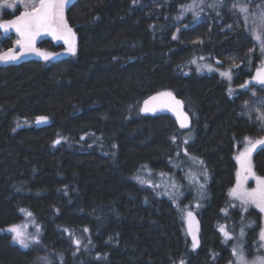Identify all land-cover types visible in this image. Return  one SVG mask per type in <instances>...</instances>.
Here are the masks:
<instances>
[{
    "label": "trees",
    "instance_id": "obj_1",
    "mask_svg": "<svg viewBox=\"0 0 264 264\" xmlns=\"http://www.w3.org/2000/svg\"><path fill=\"white\" fill-rule=\"evenodd\" d=\"M193 1L149 10L155 0H74L66 12L78 39L74 57L0 68V264H34L45 250L55 261L62 255L52 264H229L231 249L214 223L235 180L234 145L250 133L238 104L256 65L235 69L232 84L197 72L200 50L165 37ZM212 2L198 17L218 22L229 0L218 9ZM16 40L3 38V50ZM164 90L185 101L195 141L169 116L141 115L144 100ZM181 148L206 157L214 175L199 250L182 234L173 201L140 182L145 169L169 172ZM254 163L264 176V146ZM14 225L28 248L3 232Z\"/></svg>",
    "mask_w": 264,
    "mask_h": 264
},
{
    "label": "rangeland",
    "instance_id": "obj_2",
    "mask_svg": "<svg viewBox=\"0 0 264 264\" xmlns=\"http://www.w3.org/2000/svg\"><path fill=\"white\" fill-rule=\"evenodd\" d=\"M73 1L74 0H69L67 6L73 3ZM164 1L165 0H155L154 3L148 6V9H164ZM209 2L210 0H203V3H201V0L193 1L189 4L193 5L195 3V5H197L194 7L193 11L187 10V6L189 5L180 7L175 22L170 29L166 31L165 37L169 41H174L184 46L197 47L204 57L203 59L195 58L194 60L195 63L193 64L197 68V72L199 74L209 75L218 74L231 84L234 81L235 69L244 66L246 62H248V64L252 62L255 63V70L252 75L248 77L249 80L247 79L246 83L247 86H249V88L245 89L248 91V96L244 101L238 104V115L244 120L250 133H248L244 140L234 145L233 158L236 163L235 172L237 174L238 171H241V166L237 157L248 147L246 138L252 140L264 138V120L260 119L261 114H264V102H262L264 101V86L254 82L248 83L249 81H253L257 70L264 68V54L260 52L258 44L249 35V29L245 26L242 16L231 9V4L234 0H229L227 5L223 7L222 17L218 22L211 17L202 18L196 16V13L200 12ZM3 3L4 0H0V5H3ZM248 6L250 12H256L264 8V0H248ZM23 11L24 9L19 3V0L15 9L0 6V21H4L3 17L7 12L14 16L16 15L14 17L15 19ZM72 32L74 33V37L70 44L57 48L59 45L54 43L55 47L53 50L39 48L38 50L50 54L48 59H44L41 56L40 60L45 63H51L62 58L74 57L77 53L78 39L75 31L73 30ZM238 32L245 34V40L234 50L221 53L218 59L214 58L215 50L219 46L232 44ZM3 38L4 34L0 31V55L8 52L3 50ZM73 47L74 51L70 50ZM19 54L20 52L18 55ZM13 64H18V62ZM205 65L210 66L212 70L210 71ZM229 70H231V79L222 75V73H226ZM252 93H255V95L253 96ZM186 133L188 141H195V132H193V130H188ZM261 147L262 146H257L256 151ZM186 149L187 148H181L180 153L183 154V158L181 156L180 159H176L173 164L174 166L169 172L154 173L152 170L145 169L140 173V179L144 181V183H142L143 185H148L150 188H157L158 193L165 195V197L173 201L174 206L178 209L177 219L178 222L181 223L180 227L182 226L183 229L182 234H186L187 236L185 227L187 212H196L201 217L202 210L205 208L207 191L213 172L206 157L189 150L186 151ZM256 151L252 153L250 158L252 170L255 176L264 177L260 176L255 169L253 158ZM201 161L203 163H200ZM243 175L245 174L242 173L241 178H243ZM201 185L204 187L201 188ZM245 187L248 189L256 187L255 179L250 177L246 181ZM229 192L225 205L221 208L220 219L215 223L214 228L223 244L230 249H232V246L237 242L243 243L247 258L251 259L256 254V248L260 243L258 237L261 228L264 227V213H260L258 209L252 206L248 207L247 211H243L240 202L231 197ZM169 194H171V198ZM249 221H254L255 223L251 228L244 227L245 236L241 241L239 237L240 228L242 224L247 225ZM221 225L226 226V230L236 239L228 240L225 243L223 234L219 231V226ZM260 251L261 254H264V249ZM55 256L56 253H46L45 250L38 256L34 264H52L55 261L54 259H56ZM61 261H63L62 255L57 254V260L55 262L61 263ZM231 261H234L233 255ZM231 261H229V264Z\"/></svg>",
    "mask_w": 264,
    "mask_h": 264
},
{
    "label": "snow or ice",
    "instance_id": "obj_3",
    "mask_svg": "<svg viewBox=\"0 0 264 264\" xmlns=\"http://www.w3.org/2000/svg\"><path fill=\"white\" fill-rule=\"evenodd\" d=\"M18 0H4L3 7L9 9H15L17 7ZM24 11L12 20L0 21V31L3 32L4 38H8V34L14 30L18 34L19 38L15 41V44L21 49L20 54H15L12 49L8 52L0 55V61H16L23 55L26 50L35 51L38 55L42 56L44 59H48L50 54L42 52L35 49V41L37 37L42 34L50 33L54 35L57 39H63L66 43L70 42L69 37H74V33L68 27L65 20L64 10L69 0H19ZM203 3V0H201ZM225 0H213L211 4L208 5L209 8L218 9L223 7ZM195 3L193 5L187 6L188 11H193L196 7ZM231 9L242 16L245 26L249 29V35L258 44L260 52L264 54V8L259 9L256 12H250L248 6V0H234L231 4ZM219 15V12H217ZM200 13L197 12L196 16ZM175 38V37H173ZM74 51V47L70 49ZM195 63V61H192ZM210 71L212 70L210 66L205 65ZM222 75L227 76L231 79V70ZM257 83L264 86V68L257 70L253 81L248 83ZM243 88H247V84L242 85ZM231 95V90H229ZM160 95L171 96V93H161ZM254 96L255 93H252ZM155 99V97H153ZM264 102V101H262ZM179 103V102H177ZM145 111H148L147 102H145ZM261 120H264V114L260 116ZM184 120H187V115L185 114ZM186 126L182 123V127ZM248 147L245 148L244 152L241 153L237 159L241 166V171L237 172L236 186L230 189L229 195L240 202V206L243 211H247L248 207L252 206L259 210L260 213H264V177H257L252 170L251 165V155L256 151L257 146H264V138L252 140L246 138ZM59 143V141H57ZM200 163H203L202 161ZM244 173L243 178L241 174ZM254 178L256 181V187L248 189L245 187L246 181L250 178ZM144 183V181H141ZM201 188L204 186L201 185ZM167 194V193H166ZM170 198H171V194ZM202 195V193H201ZM198 206V205H197ZM27 215L31 216L30 212ZM187 216L191 218L193 213L191 211L187 212ZM255 222L249 221L247 225H243L240 228L239 237L243 240L245 236L244 227L251 228ZM7 231L14 233V241L19 243L24 248L29 247L27 237L23 231H21L19 226H11ZM219 231L223 234L224 242L228 240L236 239L232 234L226 230V226H219ZM259 245L256 248V254L251 258H247L246 250L244 244L237 242L232 246L231 252L234 257V261L230 264H264V254H261V249H264V227L261 228L259 232ZM33 243H38L39 241L33 238ZM79 244V241L76 242ZM198 244L197 237L193 233V248ZM183 264V261H181Z\"/></svg>",
    "mask_w": 264,
    "mask_h": 264
},
{
    "label": "water",
    "instance_id": "obj_4",
    "mask_svg": "<svg viewBox=\"0 0 264 264\" xmlns=\"http://www.w3.org/2000/svg\"><path fill=\"white\" fill-rule=\"evenodd\" d=\"M71 5V4H70ZM66 6L65 7V13L66 10L70 7ZM66 19V18H65ZM68 27L71 29V32L73 31V28L71 27L70 24H68ZM73 33V32H72ZM14 34L16 38L18 39L19 36L17 33H15L14 30H12L8 35ZM53 38L54 36L52 34H42L39 37H37L35 41V49H39L41 43L47 39V38ZM69 41L66 44H70L73 41V37H69ZM15 54H18L21 52V49L15 44L13 48H11ZM41 56L38 55L35 51H29L26 50L23 55H20V58L16 61H0V68L8 65H13V63L18 62H26L30 60H40ZM161 93H171V96H164L160 95ZM155 97V99H153ZM145 102H147V107L148 111H145ZM179 102V103H177ZM141 115L144 117H160V116H169L171 117L177 126L183 130H190L192 129L193 126V118L190 114V112L187 110V105L183 99H181L176 93H174L171 90H164L158 93H155L148 97L146 100L141 105L140 109ZM185 114L187 115V120H184ZM182 123L185 124L186 126L182 127ZM193 216L189 218L188 216L186 217L185 220V227L187 231L188 238L193 245V233H195L198 244L195 247L196 250H199L202 246V234H203V224L201 217L196 213L192 212ZM9 228V227H8ZM6 228L3 232H5L7 235H15L12 232L7 231Z\"/></svg>",
    "mask_w": 264,
    "mask_h": 264
},
{
    "label": "flooded vegetation",
    "instance_id": "obj_5",
    "mask_svg": "<svg viewBox=\"0 0 264 264\" xmlns=\"http://www.w3.org/2000/svg\"><path fill=\"white\" fill-rule=\"evenodd\" d=\"M66 12H67V10H66ZM64 15H65V20H66V22H67V25L68 24H70L69 23V21H68V18H67V15H66V13H65V10H64ZM48 34H50V33H48ZM54 36V35H53ZM65 42V40H63V39H57L55 36H54V39L53 38H47V39H45L42 43H41V45H40V47L39 48H42V46H44V45H46V44H51L53 47H55L54 46V43L55 44H57V45H59L57 48H61V46H64V45H66V43H64ZM233 155H234V153H233ZM254 156H255V153H254ZM254 159V158H253ZM256 169V168H255ZM213 179H214V175L212 174V177H211V180H210V184H209V188H211L212 187V183H213ZM235 183H236V172H235V180H234V183H233V185L232 186H227L226 188H234V186H235ZM224 203H225V201H224ZM223 203V204H224ZM225 205V204H224ZM216 221V220H215ZM258 221H259V219H258ZM215 224V223H214ZM13 237H14V235H12ZM222 241V240H221ZM222 244H223V242H222ZM225 245V244H224ZM196 250V249H195Z\"/></svg>",
    "mask_w": 264,
    "mask_h": 264
},
{
    "label": "bare ground",
    "instance_id": "obj_6",
    "mask_svg": "<svg viewBox=\"0 0 264 264\" xmlns=\"http://www.w3.org/2000/svg\"><path fill=\"white\" fill-rule=\"evenodd\" d=\"M42 49V48H41ZM191 130V129H190ZM203 235V234H202Z\"/></svg>",
    "mask_w": 264,
    "mask_h": 264
}]
</instances>
